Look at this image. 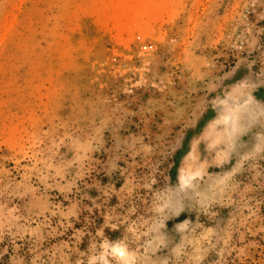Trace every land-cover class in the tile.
Masks as SVG:
<instances>
[{"label": "rangeland", "instance_id": "1", "mask_svg": "<svg viewBox=\"0 0 264 264\" xmlns=\"http://www.w3.org/2000/svg\"><path fill=\"white\" fill-rule=\"evenodd\" d=\"M0 264H264V0H0Z\"/></svg>", "mask_w": 264, "mask_h": 264}, {"label": "clouds", "instance_id": "2", "mask_svg": "<svg viewBox=\"0 0 264 264\" xmlns=\"http://www.w3.org/2000/svg\"><path fill=\"white\" fill-rule=\"evenodd\" d=\"M121 255H123V254L121 253Z\"/></svg>", "mask_w": 264, "mask_h": 264}]
</instances>
